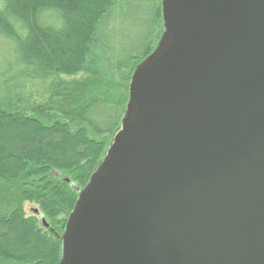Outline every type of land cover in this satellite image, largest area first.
I'll list each match as a JSON object with an SVG mask.
<instances>
[{
  "label": "water",
  "instance_id": "water-1",
  "mask_svg": "<svg viewBox=\"0 0 264 264\" xmlns=\"http://www.w3.org/2000/svg\"><path fill=\"white\" fill-rule=\"evenodd\" d=\"M162 14L61 264H264V0Z\"/></svg>",
  "mask_w": 264,
  "mask_h": 264
},
{
  "label": "trees",
  "instance_id": "trees-1",
  "mask_svg": "<svg viewBox=\"0 0 264 264\" xmlns=\"http://www.w3.org/2000/svg\"><path fill=\"white\" fill-rule=\"evenodd\" d=\"M163 32L162 0H0V264H61L78 189Z\"/></svg>",
  "mask_w": 264,
  "mask_h": 264
},
{
  "label": "rangeland",
  "instance_id": "rangeland-1",
  "mask_svg": "<svg viewBox=\"0 0 264 264\" xmlns=\"http://www.w3.org/2000/svg\"><path fill=\"white\" fill-rule=\"evenodd\" d=\"M160 41V40H159ZM158 45V44H157ZM79 78H82V77H77V79H79ZM67 79H70V78H67ZM128 104V103H127ZM25 104H23V105H19V106H13V107H11V108H8V110H11V111H17V109H19V108H21V107H23ZM113 142V141H112ZM112 144V143H111ZM111 146V145H110ZM109 149V148H108ZM104 159V158H103ZM100 166V165H99ZM99 168V167H98ZM97 171V170H96ZM95 171V172H96ZM94 172V173H95ZM93 173V174H94ZM53 175H55L56 177H58V178H62V179H64V178H66V176L65 175H63V174H61L60 172H54L53 173ZM92 177V176H91ZM89 183V182H88ZM84 188V187H83ZM82 188V189H83ZM79 196V195H78ZM36 206V204H34V203H30V202H26V203H24L23 204V210H24V213H25V215L26 216H32V215H34L33 214V212H32V209H34V207ZM36 208V207H35ZM70 216V215H69ZM69 218V217H68ZM43 217L41 216L40 218H39V221H41V223H42V221H43ZM67 221H68V219H67ZM47 222V221H46ZM49 222V221H48ZM48 224V223H47ZM66 224H67V222H66ZM55 227V226H54ZM53 228V227H52ZM65 228H66V225H65ZM65 228H64V231H65ZM64 233V232H63ZM63 235V234H62ZM62 237V236H61Z\"/></svg>",
  "mask_w": 264,
  "mask_h": 264
},
{
  "label": "flooded vegetation",
  "instance_id": "flooded-vegetation-1",
  "mask_svg": "<svg viewBox=\"0 0 264 264\" xmlns=\"http://www.w3.org/2000/svg\"><path fill=\"white\" fill-rule=\"evenodd\" d=\"M36 213H38V212H36ZM48 225H49V224H48ZM47 228H48V230H50L51 232H54V228L50 227V225H49Z\"/></svg>",
  "mask_w": 264,
  "mask_h": 264
}]
</instances>
